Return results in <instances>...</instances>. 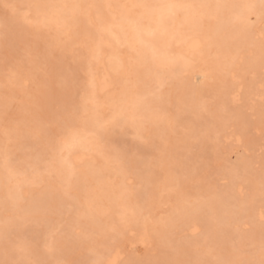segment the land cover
I'll return each instance as SVG.
<instances>
[{"label": "bare ground", "instance_id": "6f19581e", "mask_svg": "<svg viewBox=\"0 0 264 264\" xmlns=\"http://www.w3.org/2000/svg\"><path fill=\"white\" fill-rule=\"evenodd\" d=\"M23 1L24 0H22V1L20 0V2H23ZM31 1H32V3H34L33 0H31ZM35 1L38 2V4L35 2V5H40L41 7H35V5L33 4L34 8L30 10V13H32V14H30L28 16L24 15L22 21H24V19L28 20L31 18L32 21H34V25L36 24L38 26L39 25L50 26V29L52 28L55 31L53 34L60 39V40L57 39L58 41H55V39H54L55 36L53 35L54 41L57 42V44H59L60 49L61 48L63 49V50L61 49L62 51H64L65 49L71 50V46H73L75 43H77V41L75 40V38L77 39L79 36L77 34L85 36V40L82 37L81 40H83V42L81 43V45H79L80 50L79 49L78 50L80 51L79 55L86 56V58H88V60H87L88 65L87 66H88V70H89V74H88L89 78H88V81L86 84V95L84 94L85 98L83 97L84 98L83 101H85V104L83 106V108H84L83 111L87 112L86 116H89V117L91 116V117H90L89 121H87L86 125L84 124L86 126L85 129L87 128L86 130L83 129L84 128V125H83L82 129L84 131L80 130L82 126L80 127L79 130H74L76 128L75 127L73 129V131H71V132L69 131V133L67 134V137H65L61 141V143H59V146H58L59 156L57 155V159L55 161H53L54 164L52 163L53 164L52 166L46 168L45 172H43L41 170H39L41 172H37V171L35 172L34 171L35 166L33 168L31 165V167L33 168L32 173L33 172L34 173L31 174L30 176L26 175L23 171H28V170H26L27 167H25L26 168L25 169V168H23L24 166L22 165V169H25L23 171L14 167L10 163L11 159H9V157H8L9 152L7 154V151H5V146L2 143H0V152H2V155L4 154L3 155L4 157H2V158H4V161H0V211L4 210L5 213H7V215H6L3 213L1 214V212H0V237L2 234L1 232L4 233V231H6L5 228L14 223V220H15L14 216H16V215L21 217L22 221H23V219H28L30 221H33V220H38V218L40 216H42L43 214H49V215L53 216V218H54L53 221H55L56 215L59 212H63L65 210L64 205L66 204V201H67V203H69L68 201H70L69 199L65 200V197H63L62 195H59V194L63 193V195H64L66 193V195H67L68 192H69V194L72 195V201H71L72 204L70 203V205L76 207V211L80 208V211L82 212V210H83V212H84V213L82 212L83 215H81L82 216L81 219L78 218L77 220H75V221H77L76 223L78 224L79 229L82 230V235H84V236L88 235V237H89L90 232L94 228V227L91 228L92 225H94V226L99 225L101 227V229H103V230H105V229L107 230V228L111 229V227L113 226L111 218H113V217L115 218L117 216V214L121 215V218H119V219L125 220L126 223L128 222L127 227L125 229L123 228L124 230L121 231L122 235H121V238L119 240L120 242L118 244H116L117 243V241H116V243H115L116 245L112 246L114 248H111L108 252L106 251L107 253L105 255H104V253H101V255L102 254L104 255V256L102 255L104 257V260H103V258L101 260H103L105 262V264H120L122 262L123 258H125L124 255L126 254V252L130 249L136 250V247L139 244L144 245V246H148V247H153V246L155 247V245H158V243L161 244V242H166V245H168L167 243L173 242V239H172L173 234L172 233L174 231L179 232L180 235L181 234L182 235L188 234L191 237H192V235H195L197 233L199 234L200 233L199 231L202 228L199 229L201 223L198 224L197 219L201 218V219H203L202 221L205 223L210 218V215L207 213L208 209H206L210 205H212L210 200H213V198L211 199V198L207 197L210 194L209 195H207L206 193L205 194L203 193L204 195L201 194L202 200L201 201L199 200L198 204L196 203L193 205V203H191L189 201L188 204L191 203V204H189L191 206H188L190 209L188 208V211H187V210H185L187 208H185L183 210L182 215H179V214L182 213L181 209L184 207L180 203H178L179 204L178 207L182 206V208L176 209L177 208L176 207L177 202H174L176 204L173 203L174 205H171V209H170L171 213L169 211L170 215L167 214V216L169 218V220L167 222H164L165 221L164 217H163V219L160 217L155 218V215H149L148 218L144 217L143 216V215H145V213H143L144 208H142V207L137 208L134 205V203L136 202L135 201L136 196L133 194L134 193L133 190L135 187L132 186V180H131L132 177H130V174L127 170L128 167H125L126 165L124 163L123 164L125 166L122 164H121V167H119V166L115 167L114 166L115 168H118V169L120 168V169L119 170L117 169L118 172L117 173L115 172L116 174H114L112 176L113 178L109 177L110 178L109 180L114 179V184L112 182L109 185L108 184L109 182L105 181V179H107V177H108V175H107L108 174L107 173L108 162L107 161H108V158L110 159V157L106 158L105 153H103L104 151L102 150L101 146L99 145V143H100L99 142V140H100L99 136L98 137L91 136L89 134V132H96L97 133V131H96L97 129L94 130L93 127H100L104 123L110 124V123L117 122L118 124L121 123L120 127L124 126V127H122L123 129L125 128V125L126 126L127 125L132 126V128L137 130V132L139 133V136L141 135V137L149 138L153 135H155V136L159 135L158 137L162 136V138H165V133L167 132L166 131L167 128L165 127L166 124L165 123L163 124V122H165V120L168 119L171 114L168 115L167 114L168 108L166 109V107L161 106V105L165 103V106L167 105V107H168V104L172 103L171 99H173V97L175 99L177 93H179L178 92L179 90H177V91L174 90L175 85H176V82L174 83V81L175 80L178 81L176 79V76L178 78V75H180L182 73V71L183 72L184 71L189 72L188 70L190 69L191 75L189 78V73H188V76H187L188 78H186L187 79L186 83L189 82L188 84H189L191 89L193 88V86H195L197 88L198 86H200L199 84H204L203 86H200V88H199V89L203 88L202 90H204V86L207 87L205 84L208 83L206 80H209L208 74L211 73L213 71V69L215 70V68L218 67V63L220 62L218 56H221V58H222V55L224 56V53L226 51L230 52V50L232 48H235L238 52L235 51L236 54L233 52L228 54L226 52L229 56L225 54V56H226L225 59L228 57H230L232 59H230V58H228V60L224 59L225 62H223V63L229 62V77L230 78H228V76H227L228 82L235 80V77L238 79L239 76L242 75L241 71L243 69L244 70L246 69V68L242 67V64H246V62H247L246 65H249V70H250L249 75L250 76L244 75V73H245L244 72L243 76L240 78L241 79L240 82L237 81L239 83L236 82L237 84H232V82H231V84L229 83V85H226L227 88H228V86H229V88L228 89L225 88V89H227L226 91L224 89V91L226 92L225 93L226 96L225 95L224 96L226 98L228 95L229 99L228 98L225 99L224 97L222 98V96L217 98L219 96L218 94L222 93L221 90H223V89L218 91V93H217L218 96L216 95L217 96L216 101L218 102V100H219V102L221 101L220 103L223 102L222 104L226 103V105L222 106V104H220L219 102L218 103L216 102L217 105L220 104L224 109H227V108H229V106L227 108L225 106H227L229 104V100H230L231 104H234V105L235 104H241L242 109H244L245 111L246 110L247 111L253 110L257 107L263 106L264 105L263 104V102H264V54H263V52H262V54H259L260 53L259 52L258 53L259 55H257V54L254 55V51L260 49L259 44L260 43L264 44V10L261 7V5L259 4V3H262V0H251V1L248 0V5H246L244 7L241 5L237 6V4H236V7H235V5H234V7H232L231 3H233L234 0L233 1L222 0L223 3L221 2V5L220 4L217 5L218 6L217 10L215 9V11L217 12V15L215 16L214 13L211 12L212 13L211 15L214 16V18L210 17L212 19L208 18V16L210 14L207 15V13H208L207 7H205V6L201 7L200 6L201 2L203 0H200L201 2L199 5H197L195 0H92L93 3L90 0H89L90 2H86L87 0H35ZM94 1H95V3H94ZM204 1L208 2V3L209 2L212 3L215 0H213V1L212 0H204ZM218 1L216 0L215 2H218ZM194 2L196 4H194ZM215 2H214V4L212 3L214 5V7L217 4V3L215 4ZM17 3H18V1H17ZM32 3H30V4H32ZM211 3H209V6L212 5ZM238 4H240V3H238ZM168 5H180V6H185V7H178V8L173 9V8L167 7ZM195 5H197L199 8H196ZM213 5H212V7H213ZM30 7H32V6H30ZM29 9L30 8H28V10ZM210 10L212 11V9H210ZM250 14L256 15L255 22H253V23L250 21L251 20ZM17 15H18V13H17ZM19 19L21 20V17ZM16 21H18V20H16ZM16 21L14 23L10 21V23L11 24L13 23L14 25L16 23V27L18 29L21 28V30H22L23 27H22V25L20 26L21 22L18 21V23H20V24H19V26H17L18 23ZM235 21L237 23H235ZM6 22L8 23V24L6 23L7 25L10 24L8 21H6ZM239 23L242 24L243 26H247V30H249L248 36L246 35V37H245V35H244V37H240L238 35L240 32H242V31H240L241 29L238 28ZM76 24H79V26H81L80 24H82L80 30L83 29V34L81 32L77 33V30L74 29ZM188 25H189V30L191 29L190 25L194 26V27H192V32L191 31L189 32V30L187 32L185 30V27ZM203 25L206 27L202 28L201 26H203ZM9 27L10 26H8V28ZM11 28H10V31H11ZM17 28H12V29L15 30ZM236 29H237V31H240V32H235ZM13 30L11 31L12 33L14 32ZM24 30L25 29L23 28L22 31H24ZM18 32L21 33V31H18ZM227 32H229V33L227 34ZM246 34H248V32H246ZM64 35H66L68 37V39L71 38V42L69 40V43H66L65 40L68 41V39L66 37H64ZM62 37H64L65 39ZM51 38L52 37H50V39L48 38L50 40V42L52 41ZM80 38H81V36L79 37V39ZM80 42L81 41H79V43ZM52 44H55V43L53 42ZM78 44L76 46H78ZM48 45H49V43H48ZM59 46H57V47H59ZM74 47H75V45L73 46L71 51H73ZM52 49H53V47H52ZM67 50H65L64 52H66ZM49 51H51V50H49ZM45 52H46V54L49 53L47 51H45ZM206 52L208 53V58L205 60V64L203 63L204 67L199 68V65H198V67L194 66V64L198 60H200L202 55H205ZM73 55H75V52ZM230 55L233 57H231ZM48 56H50V54H48ZM86 58H83V59L86 60ZM52 65H54V64H52ZM56 68L58 71L61 69V66L58 65V66H56ZM152 68L153 69L155 68V69H157L158 72H160L159 76H155V73H153V75H152V76L158 77L157 78L158 79V87L160 88V91L155 93L154 95L156 96L155 98H157V100L155 99V101H158L160 103H158V102L155 103L154 100L143 98V96L152 93V91L144 90L145 86L148 85V83L152 82V80H151V82H148V80L154 78V77L152 78L151 74L149 77L148 73H147L148 69H152ZM216 69L221 70V68H219V67ZM222 69H223V67H222ZM208 70H210V71L212 70V71L211 72L209 71V73H208ZM227 70L228 69H226V71ZM239 70H240L239 74H241V75L237 74V72ZM153 71H155V70H153ZM157 71H156V75L158 74ZM137 72H138V75H137ZM213 72L211 73L212 74L211 76L215 77V76H213ZM52 74H54V73H52ZM235 74H237V75L235 76ZM65 75L66 74H64V77H65ZM215 75H217V74H215ZM11 76H9V77H11ZM15 76H18V74L17 75L15 74ZM15 76H14V78H15ZM57 76L58 75L56 73V77ZM225 76H221L220 78H223L222 80H226ZM18 77H20V76H18ZM18 77H17V79H15V81L16 82L19 81V82L15 83V84H17V85L19 83L21 85L23 84V86L25 85L24 86V88H25L26 85L28 84V82H27L28 77L26 76L27 79L24 77L22 78V75H21V79ZM51 77H52V75H51ZM66 77H68V76H66ZM66 77H65V79H66ZM14 78L12 77L11 81L14 80ZM40 78L42 80L44 78V76H41ZM53 78H54V76H53ZM196 78H197V80H196ZM7 79H9V78H7ZM7 79L5 80V82L9 81V84H10V82H11L10 79L9 80H7ZM18 79H20V80H18ZM57 80H58L57 83H59L60 80L55 78V81H57ZM154 80H156V79H154ZM195 80H196V82L194 83ZM139 81H142L144 88H143L142 84L140 86L138 85ZM1 82H3V80ZM5 82H3V83L9 87V84H7V82L6 83ZM178 82H180V84H182L180 79ZM190 82H191V85H190ZM228 82L226 81V83H228ZM39 83H40V81H39ZM42 83H43V81H42ZM15 84L11 83V86H13ZM20 86H18L19 89H20ZM43 86L44 87H42V88H39V86L37 88V90L40 89L39 92L41 91L43 93V94L41 93L42 95L49 92L48 91L49 88L45 85V83L43 84ZM189 86L186 85L185 88H187V89H184L185 92L183 91L186 94L185 100H187L188 93H186V90L188 91ZM137 87H138V91H137ZM139 88H142V89L139 90ZM180 88H181V86H180ZM190 88H189V91L191 92ZM199 89L197 88V90H194V92H197ZM143 90L145 92L146 91L147 92L146 93L140 92ZM173 90L175 91V95L172 94V93H174ZM21 91H24V90L21 89ZM6 92L8 93L9 91H6ZM183 92H181V93L183 94ZM2 93L5 95V91L4 92L2 91ZM36 93L38 95V92H36ZM197 93H195V94H197ZM8 94H10V93H8ZM31 94L33 97L34 94L33 93H31ZM193 94H190V97L192 96V99L195 97V94H194V97H193ZM198 94L197 95L200 98L199 100H201L202 99L200 97L201 93H198ZM202 94H203V92H202ZM222 94H224V93H222ZM166 95L167 96L170 95V98L169 97L167 98ZM6 96H5V98L7 99ZM23 96L25 97V94ZM149 98H151V97H149ZM158 98L160 99V101ZM152 99H153V97H152ZM168 99H170L171 102ZM194 99H196V97ZM220 99H222V100L225 99V100L222 101ZM166 100H168L170 103L169 102L166 103ZM188 100L189 101L185 102L186 104L184 103V105H186L185 107H187V103L190 102L191 98ZM1 101H2V103L5 102L7 107L10 106L11 108H13L11 105H9L10 102H8V101L6 102L3 100H1ZM43 102L40 101V104ZM66 102L68 103V100H66ZM152 102H154L155 104L154 103L152 104ZM197 102H198V100H197ZM197 102L195 101V104L199 105V102L198 103ZM5 103H3V104H5ZM175 103H177V101L174 102V104ZM156 104L158 107L156 106ZM182 104L180 107H184V106H182ZM46 105L47 104H44L45 107L41 106V105L40 106H41V108H46L47 107ZM191 105H194V104H191ZM197 105H194V110L198 109L197 111H199V112H201L200 110H202V112H203V110L208 111V115L202 116L198 112L200 116L198 115L199 117H196L197 119H192V118L191 119L187 118V119H189L188 120L189 122H193V127H194V125L196 126V127H194L195 129L196 128L198 129V130H196V132H194V134L197 133L196 135L200 136V134H198L199 131L202 134V131L199 130L200 128H203L205 131H207V127H208L207 125L208 124L206 125V123L208 121L206 122L207 118H205V117L206 116L211 117L209 119V122H211V121L212 122L211 123L208 122V123L210 125L212 124V126H214V123L215 124H217V123L213 119L220 115V112L222 111L220 109H222V107L221 106H220L221 108L217 107L218 110H215V108H214L212 111L211 110L209 111V109H207V110L202 109V106H200V105H202V102L200 103L199 106H197ZM195 106H197L198 108L196 107V109H195ZM190 107H192V106H190ZM145 108L147 109V111L149 109L148 113L145 112L146 111V110H144ZM19 109H20V107H19ZM165 109H166V111H165ZM224 109H223V111H224ZM45 111H43L42 113H44ZM189 111H191V110L189 109ZM192 111H193V109H192ZM223 111L221 112V114H223ZM209 113H211V115ZM243 114H244L243 112L237 111L234 114V116L230 118V120L232 119V122H233V123H231L230 126L235 125L234 127H237L235 129H237V130H238V128L240 129L241 126L239 127L238 125L242 124V122H243L242 117H244L246 113L244 114V116H243ZM67 115H69V116L67 117L66 115H64V117L66 116L65 117L66 122L68 124L73 123L74 121H73L72 117H74V115H76V114L75 113H74V115L72 114L73 116H71V117H70V114H67ZM84 116H83V119L86 118ZM212 116L214 118H212ZM169 119H173V117H171ZM79 120L82 121L81 118ZM79 120H78V122H79ZM84 120L86 121L87 119H84ZM178 121H180V120H178ZM217 121L220 123V124H217V126L220 127L218 130H221V132H222V130H224V128H225V127H223L224 123L223 124L221 123L223 121V119H221L220 121L219 120H217ZM76 122H77V120H76ZM78 122H77V124L81 125V124H83L84 121L80 122L81 124H79ZM171 122H172V120H171ZM171 122L167 124L168 128L170 127L169 125L172 124ZM89 126L92 128L89 129ZM217 126L215 125L214 128L213 127L212 128L215 129V127L217 128ZM193 127H192L191 132H190L191 134H192L193 129H194ZM208 128L210 129V127H208ZM170 129H171V127H170ZM167 130H169V129H167ZM237 130H236V133H234L232 131H230L232 133L227 132L229 135H224V137L226 138V139L224 138V141H227V142L230 141V143L234 142L235 145H242L244 139L240 135H238L239 130H238V132H237ZM240 130H242V132H243L244 129L241 128ZM26 131H28V130H26ZM39 131H40L42 143H44V144L49 143L50 139H51V138H49V133L42 127L39 128ZM170 132L172 133L171 130L168 131V133H170ZM190 133L188 134L189 136H190ZM203 133H207V132L203 131ZM21 134H19V137L21 136ZM25 134H27V133H25ZM188 135L186 136L188 138V140L186 139V141H185L186 145H189L191 143V140L189 139L190 137H188ZM205 135L206 134H204L203 136L205 137ZM14 136L15 135L10 134L11 138H13ZM193 136L194 135H191V138H193ZM199 136L195 137L196 141L199 138ZM14 138H16V137H14ZM25 140H27V138H25ZM52 140H53V138H52ZM163 140L166 142L167 139L165 138ZM19 143H22V141L20 140ZM24 143H25V141H24ZM168 143H169V141H167V143H165V144L167 145ZM6 144H7V141H6ZM170 144H172V143L170 142ZM203 144H201V145H203ZM206 144L207 143H205V146L208 147L207 146L208 144L207 145ZM51 145H52V143H51ZM201 145H200V147H201ZM7 146L8 145H6V147ZM205 146L204 147L202 146L201 148H206ZM58 149H57V151H58ZM53 150H55V149H53ZM142 150L143 149H141V151ZM147 152H145V153L147 154ZM173 153H169V155H167L161 159L162 160L161 161L162 162L161 167H162V171H164V172H160V173L161 174L166 173L165 178H163L161 175V177L158 179V181H160L162 179L159 185L155 184L156 182H158V181L155 182V178H153V177L149 178L148 179V181L150 182L149 187H152V189L149 188L148 185L146 184L147 186L146 185L145 186L147 187V189L145 187V190L147 192H145L144 194H147L149 191L152 190V192H151L152 194L150 197H152L153 199H154V197H155V199H156V197H158L157 192H158V195H159V193L165 192V193L169 194L168 195L169 197L171 196V193L168 190H171V185L174 182L171 183L169 180L174 178V173L178 171L176 168L181 167V171L180 172L178 171L180 174L182 173V175H183L184 173H186V172H184V173L182 172V170H183L182 166H178V161H176L177 159H175L176 153H175V155ZM29 154H30V156H33V157H38V158L41 157L40 150H38L37 153H33V152L31 153L30 152ZM53 155H54V153H53ZM152 155H149V156H152ZM118 156H117V158H118ZM152 157H154V156H152ZM152 157H151V159H153ZM131 160H133V159H131ZM152 162H154V161H151V163ZM110 163L112 164L113 162L111 161V162H109V164ZM118 163H121V162H118ZM133 163H135V159L133 160ZM144 163H147L145 165H148V162L145 160H144ZM181 163H182V160H181L180 164ZM111 164L109 165L110 170L113 166V165L111 166ZM141 164H142V162H141ZM142 165H141V167H142ZM141 167H140V169H141ZM37 168L38 167H36V169ZM239 168L241 169V171H239L240 173L244 172V173H242V175L245 174V172L247 173V171H249V168H250V162L245 161L242 165L239 166ZM31 170H29V172H31ZM172 170H174L175 172L174 173L171 172ZM151 171H150V173H151ZM85 172H87V176L85 177V179L88 178V180H90L92 178L91 181H87V182H89L90 185L88 183H86L87 179L85 180V179L81 178L82 175L84 177ZM88 172L92 175V177L90 176V174ZM179 173H177L176 178H178V179L181 178L182 179V180H180L181 183H185L186 179L189 180L190 175L188 176V173L185 174L187 176L186 178H182L183 176L178 175ZM152 174H154L153 171H152L151 175ZM234 174L235 173H230V175H229L230 179L233 178ZM109 175H110V173H109ZM140 175H139L140 177L143 176L142 172ZM185 175H184V177H185ZM79 176H81L80 178L83 181H80L81 179L79 180ZM178 176H180V177H178ZM237 176H239V174ZM103 178H105V179H103ZM143 178L146 179L145 176L142 177V179ZM101 179H102V181H101ZM145 179H143V180H145ZM150 179H152V180H150ZM190 179L192 180V178H190ZM92 180H95V182H97V180H98V182L93 183ZM174 180H176V179L174 178ZM191 180L187 181V182L189 183V182H191ZM252 180L253 179H251V182H252ZM140 181L143 182L142 183L143 186L140 183L141 188L143 190L144 184L147 181L146 180L145 181L139 180V182ZM152 181L155 183H153ZM168 181L171 183V185ZM83 182H85L86 185ZM151 183H153V184H151ZM252 184H253V182H252ZM156 185H158V187L156 190L157 192L155 193V190L153 189V187L155 188ZM177 185L179 186V184H177ZM172 186L175 188L178 187V186H175V184H173ZM230 186L232 187L231 184L229 185V188H230ZM233 186H234V184H233ZM107 187L112 188V189H107ZM173 187H172V189H174ZM237 187H238V189H237L238 191H236ZM237 187L236 188L235 187L230 188V190L232 192L230 193L228 191L229 193L227 192V195H222V197H220L221 195L218 196L219 198H217L215 200L214 206L212 205L213 209H215L214 217L217 218V220L223 224H224V220L227 219L229 227L231 226V223L229 222V220L230 221L234 220V222H235L234 224L235 225L237 224L235 229H237V227L239 226L238 222L243 217L254 216V211H253L251 206L253 204V201L256 198L255 195L254 196L252 195V197L246 198L245 195L243 194L241 185L239 184V185H237ZM141 188H138L140 190H137V188H136V190L139 191V193H140ZM229 188H228V190H229ZM254 188H256L255 184H254ZM59 189L62 190L60 193H59ZM180 189H181V187H180ZM180 189H178V190L180 191ZM183 189H184V187L182 188V191H183ZM153 190H154V193L156 194V196H154V197H153V195H155V194L153 193ZM178 190H177V193L180 194V192H182V191L178 192ZM83 191H84L83 194H85V195L81 194ZM172 191H174V190H172ZM139 193L136 192L135 194H137V196L140 198V194L142 192L140 194ZM185 193L186 192H184V198H186L185 196H187V194L185 195ZM148 194L146 196L148 198H150L148 196ZM224 194H226V193H224ZM174 195L172 197L175 199L176 197ZM262 195H264V193ZM134 196H135V198H134ZM176 196L178 198L179 195L176 194ZM83 197H84V200H83ZM166 197H167V195H166ZM181 197L183 198V196H181ZM211 197H212V195H211ZM168 199L170 200V198H168ZM198 199H200V198L198 197ZM262 199L264 200V197ZM109 200H110V203H109ZM112 200L116 201L114 205H112L113 204ZM136 200H137V198H136ZM147 200L148 199H145V203L149 202L148 204H150V203L152 204V203L156 202V201L150 202L151 199H149L150 201H147ZM157 200H159V197ZM233 200H237L236 201L237 203L233 204ZM73 201H74V203H73ZM105 201H107V204H105ZM177 201H179V200H177ZM183 202H184L183 203L184 206L188 205L187 202H186V205H185V201H183ZM116 203H117V205H116ZM137 203H136V205H137ZM110 204L113 206V208L109 206ZM114 206H116L117 208L114 209ZM139 206H142V205L140 204ZM173 206H175L176 208H173ZM70 209H73V207ZM213 209H211V211H213ZM109 210H111V212ZM141 210H143L142 213H140ZM178 210H180V211H178ZM211 211H210V213L212 214ZM64 212H70V211L66 210ZM74 212H75V210H74ZM150 212H146V215H148L147 213H150ZM113 213H114V215H112ZM151 214H153V213H151ZM66 215H70V213L66 214ZM258 215H259V218L261 219V217L264 216V213L262 211H260ZM60 217L61 216H59V219H60ZM114 218L112 219L113 221L115 220ZM16 220H17V218H16ZM71 221H73V219H71ZM131 221H133L132 223L134 224V225L132 224V226H131ZM215 222L216 221H214V222L209 221V223L206 227V233L203 234L204 237H202V239L204 238L205 242L208 240V238H210L211 233H212L211 234L212 237H213V233L218 234V229L217 230L215 229L214 232H210V234H209V231L213 230V229L209 230L210 229L209 224H212V223L214 224ZM227 222H226V224H227ZM123 223H124V221H123ZM166 223L168 224L169 228L165 232L161 229L160 225L161 224L164 225ZM47 224H48V221H47ZM206 224H207V222L205 223V225ZM216 224L218 225L217 222H216ZM52 225H53V222H51L50 227ZM119 225H121V224L119 223ZM114 226H116V225L114 224ZM165 226H167V225H165ZM256 226H258V225H256ZM121 227H123V226H121ZM225 227H223V225H222V229L224 228V230H226V232H227L226 237L223 235H222L223 237L221 236L224 240H222L221 237H217L215 235L212 238L213 242H218V243H220V242L225 243L226 242L225 244L227 245V243H228L227 240H229L230 236L234 233V231H233L234 229H232L230 227L232 229V230H230L228 228V226L226 228ZM76 229H78V227ZM252 229H254V228H252ZM256 229H254V230H256ZM72 230L69 232L72 233L73 232ZM118 230L120 231V228ZM224 230H222V231H224ZM69 232H67V233H69ZM93 232H91V234ZM254 232H256V231H254ZM250 234H248L247 238H246V234L239 233L241 238H243L245 240H249L248 237ZM74 235H76L75 232L73 234H71V237L69 236L70 238H66L65 240L58 238L60 240L57 241V243L55 241L56 244L53 243L54 246L52 245L50 254L52 253L57 258L62 259V258L67 257L68 254L71 251H73L74 249H76L78 246L82 247V245H81V244H83V243H81L82 241L81 242L77 241L78 238H76L77 236L75 237ZM82 235H80V237ZM188 235H186L185 239H184L187 241L183 240L184 242L183 241L180 242L182 244L179 243L180 245H178V244L176 245L178 248L173 245V247L178 249V252H179L178 259H180L182 262H184L182 259V253L184 251L186 252V250L189 251V248L187 249V247H186L187 246L186 243H188V244L190 243L192 246L197 245V242L192 240V238H191V240H188V238L186 239V237ZM227 235L229 238H227ZM254 235L256 238L254 242L259 243V241H257L258 240L257 238H259L260 234L254 233ZM31 238H33V237H31ZM82 239H84V238L82 237L81 239H78V240H82ZM189 239H190V237H189ZM100 240H103V239H99V241ZM210 240H211V238L209 239V241ZM239 241L243 244L241 239ZM238 245H239V242H238ZM239 246H241V245H239ZM27 247L28 246L26 245L25 248H27ZM35 247L36 246H34V249H35ZM226 247H225V249H226ZM38 248H40V247L38 246L37 250H38ZM0 249H2L1 248V242H0ZM27 249L28 250L29 249L34 250L31 247L27 248ZM37 250H34L33 253L34 254L36 253L37 255H40L42 257L44 255L43 254L44 252L41 250L40 251H37ZM199 252L201 253V251H199ZM9 253H8V258L11 255ZM33 253H31V254L33 255ZM204 254L206 255V253H204ZM219 254H220V252H219ZM171 255L172 254L167 255V257L169 256L171 258L170 263L172 264V262H173L172 259L174 257V254L172 256ZM18 256H20V255H18ZM45 256H46V254H45ZM23 257H24V255H22V257H16L15 259H18V258L21 259ZM256 257L259 258V250H257V252H256ZM204 258H206V257L203 256L202 259H204ZM227 258H229L230 260L242 259L243 255H242V253H239L237 251L234 253L233 249H232V250H228L224 254H220L218 257L219 260H225ZM20 259H18V261ZM21 260L19 262H21ZM41 260H44V259H41ZM21 264H25V261H24V263L22 261ZM82 264H83V262H82ZM209 264H210V262H209Z\"/></svg>", "mask_w": 264, "mask_h": 264}, {"label": "rangeland", "instance_id": "374dc122", "mask_svg": "<svg viewBox=\"0 0 264 264\" xmlns=\"http://www.w3.org/2000/svg\"><path fill=\"white\" fill-rule=\"evenodd\" d=\"M17 1H18V3H17ZM27 1L24 0L23 2H20V0H11V1L10 0H0V80L1 81L3 80V82H5V80L7 78H9L11 81V78L12 77L14 78L15 74L16 75L18 74V76H20V77L15 76L14 80H12L10 82V84H9V81H6L7 84H9V87L0 81V143H2L5 146V151H7V154L9 152L8 157H9V159H11L10 163L14 167H16L17 169H19L21 171L25 170L26 169L25 167H27L26 170H28V171H23V172L26 175L30 176L31 174L34 173V172L32 173L34 166H35V169H34L35 172L36 171L37 172H41V171L45 172L46 168L52 166L54 164L53 161H55L57 159V155L59 156V154H58L59 153V149H58L59 143H61V141L65 137H67V134L69 133V131L70 132L73 131V129L75 127L76 128L74 130H79L81 126H82L80 129L81 131L83 129L86 130L87 128L85 129V127H86L85 125H86L87 121H89L91 116L90 117L86 116L87 112L83 111L84 110L83 106L85 104V101H83V100L85 98L84 94L86 95V84H87V81L89 78V76H88L89 70H88V66H87L88 65L87 64L88 58H86V56L79 55L80 54V51H79L80 46L79 45H81V43L83 42V40H81L82 37L85 40V36L77 34L79 36L77 39L75 38L77 43L74 44L75 47H74L73 51H71V50H72L74 45L71 46V50L65 49V50H67L66 52H64L65 50L62 51L63 49L61 48L62 49L61 50L59 44H57V42H55V41H58L57 39H59V38L53 34L55 31L52 28L50 29V26H47V25H39L38 26L36 24L34 25V21H32L31 18H30L31 20L30 19H28V20L24 19V21H22L24 15L28 16V15L32 14V13H30V10L34 8L33 4L35 5V2L38 4V2L35 0H33L34 3H32L31 0L30 1L27 0ZM90 1L93 3L92 0H90ZM90 1L87 0L86 2H90ZM215 1H213L212 3L214 4ZM231 1H233V0H231ZM195 2L197 3V5H199L201 1L195 0ZM195 2H194V4H196ZM202 2H201L200 6L201 7L202 6L207 7V9H208L207 15H209V14L211 15L212 13H214V15L216 16L217 12L215 11V9L217 10V8H218L217 5H219V4L221 5L222 0L215 2V4L217 3L216 4L217 7L216 6L214 7V5L211 2H209V3H211L213 5V7H212V5H210L211 6L210 7L209 3L205 2L204 0ZM30 3H32V4H30ZM94 3H95V1H94ZM238 3H240V4H238ZM231 4H232L231 5L232 7H234V5L236 7V4H237V6L241 5L244 7V6L248 5V0H246V1L245 0H234L233 3H231ZM259 4L261 5L262 3H259ZM5 5H9L10 7H5ZM197 5H195V7L199 8ZM30 6H32V7H30ZM28 8H30V9L28 10ZM210 9H212V11ZM263 10H264V8H263ZM17 13H18V15H17ZM210 15L208 16L209 19H212L210 17L214 18V16H212V15L210 16ZM18 17L19 18L21 17V20ZM250 17H251L250 21L252 23L255 22L256 15L250 14ZM16 20L21 22V24L18 23V21H16ZM6 21H8L9 23H10V21L13 23L16 21L18 23L17 26H19V24H20V26L22 25V27L25 30L22 31L23 28L21 30L20 27H19L20 29H18L16 27V23H15V25L13 23L12 24L10 23L9 25H7L8 23ZM235 23H237V22L235 21ZM80 25L82 26V24H80ZM239 25H238V28L241 29L240 31H242V32L237 31V29L235 32H240L241 34L240 33L238 34L240 37H244V35H245V37H246V35L248 36L249 30H247V26H243L240 23H239ZM8 26H10V27L8 28ZM78 26H79V24H76L75 25L76 28L74 27V29L77 30V33L81 32L83 34V29L80 30L81 26H79V27ZM203 26H201V27L202 28L206 27V26H204V27ZM11 27L17 28V29L13 30ZM190 27H191V29L189 30V25L186 26L185 30L187 32H188V30H189V32L190 31L192 32V27H194V26L190 25ZM10 28H11V31L13 30L14 32L15 31L16 32L12 33L10 31ZM17 30L21 31V33H19ZM246 32H248V34H246ZM228 33L229 32H227V34ZM53 35L55 36V38H54L55 41L53 39ZM80 36H81V38L79 39ZM50 37H52L51 42L49 40ZM64 37H66L68 39V37L66 35H64ZM64 37H62V38H64ZM69 40L71 42V38L68 39V41L65 40V42L69 43ZM79 41H81V42L79 43ZM53 42L55 44H52ZM48 43H49V45H48ZM77 44H78V46H76ZM56 45L59 47H57ZM52 47H53V49H52ZM259 47H260L259 50L254 51V55L262 54V52L264 54V44L260 43ZM49 50H51V51H49ZM45 51H47L49 53L46 54ZM235 51L238 52L235 48H232L230 50V52H228V51H226V52L228 54L231 52L236 54ZM74 52H75V55H73ZM226 52L224 53V56L221 54L222 58H221V56H218V58L220 60V62L218 63V67L221 68L222 71L216 69V68H218V67H216L215 70L213 69L214 72L211 70L213 72V76H215V77H212L211 76L212 72L210 70H208V73H209V71L211 73H209V74L207 73L209 76L208 77L209 80H206L208 83L206 82L207 84H205L207 87L204 86V90H202L203 88L199 89L200 86H203L204 84H199L200 86L197 87L199 89L197 92L201 93L200 94L201 95L200 97L202 98L201 100H199L200 99L198 97L199 94L197 92H194V90H197V88L195 86H193L194 89L193 88L191 89L189 84H188L189 82L186 83L187 82L186 78H188L187 77L188 73H189V78L191 75L190 69L188 70L189 72H187V71L183 72L182 71V73L180 72L181 74L179 73L180 75H178V78L181 80L182 84H180V82H178L179 79L176 76V79L178 81H176V80L174 81V83L176 82L174 90L175 91L179 90L178 91L179 93H177V95L178 94L179 95L178 96L176 95L175 99H174V97H173V99H171L173 104L170 103L171 102L170 99H168L170 102L168 100H166V103H168V102L170 103V104H168V107H167V105L165 106V103L164 104L161 103L162 105L160 104L161 106L166 107V109L168 108L167 114L168 115L171 114L169 116V118L173 117V119L168 118L165 120V122H163V124L164 123L166 124V126L165 125L164 126L167 129L172 131V133L171 132L168 133L169 130L166 129V131H167L165 133V138L167 139L166 142L163 140L165 138H162V136L158 137L159 135L158 136L153 135L149 138L141 137V135L139 136V133L137 132V130L132 128V126H129V125L126 126L125 125V128L123 129L122 127H124V126L121 125L122 127H120L121 123L118 124L117 122H115L116 124L115 123H110V124L104 123L100 127H93L94 130L97 129L96 130L97 133L96 132H89V134L91 136H96V137L99 136V139H100L99 145L101 146L102 150L104 151L103 153H105L106 158L110 157V159L108 158V161H107L108 162V171H107L108 177H107V179L103 178V179H105V181L109 182L108 183L109 185L112 182L114 184V179L109 180L110 179L109 177L113 178L112 176L118 172L117 171L118 168H115V167H117V166L121 167V164L122 165L125 164L126 166L125 165L124 166L128 167L127 170L130 174V177H132L131 178L132 186L135 187L133 190L134 191L133 194L137 198V200H136V198L134 196L135 201H136V202L134 201L135 202L134 205L137 208L138 207L144 208V212H143V210H141L140 213H142V212L145 213V215H143V216L146 218H148L149 215H155V218L160 217L163 219V217H164L165 221L164 220L163 221L167 222L169 220L167 214L170 215L171 205L176 204L174 202H177V205H176L177 208L175 206H173V208H176V209L179 208L180 209V208H182V206L184 207L181 209L182 213L179 214V215H182L183 210L185 208H187L185 210L188 211V208H189L188 206H191L189 204H191V203H193V205L196 203L198 204L199 200L200 201L202 200L201 194H203V193L204 194L206 193L207 195L210 194L207 197L211 198V199L213 198V200H210V202L214 206L215 200L217 198H219L218 196L221 195L220 197H222V195H227L228 191L231 193L232 191L230 190V188H232V187L236 188L237 185H239V184L241 185L243 194L245 195L246 198L252 197V195L256 196V198L253 201V204L251 206L253 211H254V216L243 217L238 222L239 226L237 227V229H235L237 224L236 225L234 224L235 223L234 220L233 221L229 220V222L231 223L230 227L232 229H234L233 230L234 233L230 236V238L227 235V238H229V240H227L228 243L226 245L225 244L226 242L225 243H221L220 241H219L220 243L213 242L212 238L215 235L217 237H221L222 235L226 237L227 232H226V230H224V228L222 229V225H223V227L228 226V228L230 230H232L229 227V224L227 222L228 220L225 219L224 224L220 223L217 220V218L214 217L215 209H213V206L212 205H210L209 207L207 206L208 207V208H206V209H208L207 213L210 215L209 220H207V221L205 220L207 222V224L205 225L206 222L204 223L202 221L203 219L199 218V219H197L198 224L201 223L199 229L202 228L199 231L200 233L192 235V237L189 236L188 234H186V235H188L186 237V239L188 238V240H191V238H192V240L197 242V245L192 246L190 243L189 244L186 243V245H187L186 247H187V249L189 248V251L186 250V252L184 251L182 253V259L184 262H182L180 259H178L179 252L177 249L178 247L176 245L182 244L180 242L185 239L186 235H182V234L180 235L179 232L174 231L172 233L173 234L172 235L173 242L167 243L168 245H166V242H161V244L158 243V245H155V247L154 246L148 247V246H144V245L139 244L137 246L138 248L136 247V250L130 249L126 252V254L124 255L125 258H123V260L120 264H128L129 261H140V262H143V264H171L170 263L171 258L169 256L167 257V255H169V254H172V255L174 254V257L172 259V261H173L172 264H182V263L183 264L184 263L185 264H209V262H210V264H214L215 261L219 260L218 257L220 254H224L228 250H232V249H233L234 253L237 251L239 253H242L243 258H248L247 253H248V248H249V240H245V239L241 238L239 233L246 234V238H247V235L250 233L251 234L252 233L253 234L254 233L260 234L261 219L259 218L258 214L260 211H262L264 213V200L262 199L264 197V195H262L264 193V107H263L264 105L260 106L261 108L257 107L253 110H248V111L247 110L245 111L244 109H242L241 104H235V105L231 104L230 100H229L230 105L228 104L227 106H225L226 108L229 106V108H227V109H224L222 107V106L226 105V103L222 104L223 102L220 103L221 101L219 102V100H218V102L220 104H222V106L220 104L217 105L218 102L216 101L217 100L216 97L219 95L217 98H219L220 96H222V98L223 97L225 98V96H226L225 91L229 88V86L227 88L226 85H229V83L231 84V82H232V84L239 83L241 80L240 78L243 76V73L245 72L244 75L248 76L249 71H250L249 65H246L247 64V62H246V64H242V67L246 68L247 70L243 69L241 71L242 72V75H241V74H239V72L241 70L240 69L237 72V74H239L241 76L238 75L239 76L238 79L235 77V80L228 82L227 76H228V78H230L229 77V62L226 61L227 63H223V62H225V60H228V58H230V57H228L225 59V57H226L225 54L228 55ZM48 54H50V56H48ZM206 54L202 55L200 60H198L194 64V66L198 67V65H199V68L200 67L203 68L204 64H205V60L208 58V53L206 52ZM231 57H233V56H231ZM83 58H86V60H84ZM230 59H232V58H230ZM52 64H54V65H52ZM58 65L61 66V69L57 71L56 66H58ZM222 67H223V69H222ZM225 68L228 70L226 71ZM153 70H155V71H153ZM156 71H157V69H155V68L154 69L153 68L148 69V71H147L148 76L150 77V74L152 76L153 73H155V76H159L160 72L157 71L158 74L156 75ZM52 73H54V74H52ZM56 73L58 75L57 76L58 78L56 77ZM64 74H66L65 77L68 76V77H66V79L64 77ZM215 74H217V75H215ZM237 74H235V76ZM21 75H22V78L23 77L26 78V76L28 77V79L26 78L28 84L26 85L25 88H24L25 85L23 86V84L22 85L20 83L18 85L15 84V83L19 82V81L16 82L15 79H17V77L21 79ZM51 75H52V77H51ZM137 75H138V72H137ZM9 76H11V77H9ZM41 76H44V78L42 80L40 78ZM53 76H54V78H53ZM155 76H152V78L154 77L153 79L148 80V82H151V80H152V82L151 83L147 82L148 85H146L145 88L143 86L142 81L138 82L139 86L142 84L144 90L152 91L151 94H148L149 96L148 95L143 96V98H145V99H151L154 101H155V99L157 100V98H155L156 96L154 94L159 92L160 88L158 87V79H157L158 77H155ZM221 76H225L226 80H222L223 78H220ZM55 78L60 80L59 83H57L58 80L55 81ZM9 79H7V80H9ZM20 79H18V80H20ZM154 79H156V80H154ZM38 80L40 81V83ZM196 80H197V78H196ZM196 80L194 81V83L196 82ZM42 81H43V83H42ZM226 81L228 83H226ZM237 81H239V82H237ZM11 83L15 84L16 86L15 85L11 86ZM44 83L49 88V90H48L49 92L42 95L43 93L41 91L39 92L40 89L37 90V88H38V86H39V88L44 87L43 86ZM186 85L189 86V88L191 89V92L189 91V88H188L189 92L186 90V93H188L187 100H185L186 94L184 93L185 92L184 89H187V88H185ZM190 85H191V82H190ZM18 86H20V89ZM180 86H181V88H180ZM225 88H227V89H225ZM21 89L24 91H21ZM140 89H142V88H139V90ZM221 89H223V90H221ZM224 89H225V91H224ZM144 90L140 91V92L146 93L147 91L145 92ZM174 90H173L174 93H172L173 95H175ZM220 90L224 94L219 93L217 95L218 91H220ZM2 91L3 92L5 91V95L2 93ZM6 91H9L8 93H10V94H8ZM137 91H138V87H137ZM201 91L203 92V94ZM36 92H38L39 96L37 95ZM181 92H183V94ZM192 92L194 94L195 93L198 94V95L195 94L196 99H194L195 97H194V94ZM23 93L25 94V97L23 96L24 95ZM31 93L34 94L33 97H32ZM190 94H193V97H194L193 99H192V96L190 97ZM5 96L7 97V99L5 98ZM188 96L191 98V100H190V102L187 103V107H185L186 105H184V103L186 101H189L188 99H190ZM149 97H151V98H149ZM152 97H153V99H152ZM168 97L170 98V95L167 96V98ZM226 98L229 99V96L227 95ZM1 100L6 101V102L7 101L10 102L9 105H11L13 108H11L10 106H9L10 108L7 107L6 103L3 102V103H5V104H3ZM66 100H68V103L66 102ZM197 100L199 102V105L202 102V105H200V106H202V109H206V110L209 109V111L210 110L212 111L214 108H215V110H218L217 107L219 108L220 106L222 107V109H220V110L223 111V109H224L223 114H221V112H222L221 111L220 115L218 117L214 118L212 116V118H214L213 120L216 121L217 124H220L217 120L220 121L221 119H223V121L221 123L222 124L224 123L223 127H225V128H224V130H222V132H221V130H218L220 127H218L217 124H215V123H214V126L216 125L217 128L215 127V129H213L214 126H212V124L211 125L209 124L212 122L211 121L212 119L210 120L211 122H209V119L211 117L206 116L205 117V118H207L206 122L207 121L209 122V123L207 122L206 125L208 124L207 126L210 127V129L208 127H207V131H205L203 128L199 129L202 131L203 135L206 134L205 137L201 134L200 131L199 132L197 131L198 134H200V136L196 135L197 133L194 134V132H196V130H198V129L197 128L195 129L194 127H196V126L194 125V127H193V122H189L188 120L191 118L197 119L196 117H199L200 115H202V116L208 115V111L203 110V112H202V110H200L202 113L197 111L198 109H196V107L199 106V105L195 104V101L197 102ZM220 100H222V99H220ZM224 100H222V101H224ZM40 101H42V102L44 101V102L40 104ZM159 101H160V99H159ZM176 101H177V103L174 104V102H176ZM157 102L158 101H155V103H157ZM153 103L154 102H152V104ZM158 103H160V102H158ZM44 104H47L46 105L47 107L41 108V106H44ZM181 104L184 107H180ZM191 104L197 105V106H195L196 110H194V105H191ZM263 104H264V102H263ZM156 106H157V104H156ZM190 106H192V107H190ZM19 107H20V109H19ZM166 109H165V111H166ZM189 109L191 111H189ZM192 109L194 112L192 111ZM144 110H146L145 112H147V113L149 112V109H148V111L146 108ZM43 111H45V112L42 113ZM237 111H241L244 114L246 113L245 116L243 114L244 117H242V121H243L242 124L238 125L239 127L241 126L240 129L241 128L244 129L243 130L244 133L239 128H238V130H239V132H238V130L235 129L237 127H234L235 125L230 126L231 123H233L232 119L230 120V118L233 117ZM198 112L200 113V115ZM74 113L76 115H74ZM63 114L66 115L67 117L69 116L67 114H70V117L74 115V117H72L73 121H74L73 123H71L72 125L70 123H69L70 124L69 125L66 122V118H65L66 116L64 117ZM209 114L211 115V113H209ZM83 116L86 117V118H84V119H87L86 121L83 119ZM80 118L82 119V121H84L83 124L80 123V122H82L79 120ZM187 118H189V119H187ZM76 120H77V122L79 120L78 123L81 125H78ZM171 120H172V122H171ZM178 120H180V121H178ZM170 122L172 123L171 125H169L171 127V129H170V127L169 128L167 127L168 126L167 124ZM83 125H84V128H83ZM191 126L194 128L192 134L190 133L191 129H192ZM38 127L44 128L49 133V138H51L50 142H49L50 144L49 143H46V144L42 143L41 135H40V131H39ZM90 128H92V127L89 126V129ZM25 129L28 131H26ZM236 130L238 132V135H240L244 139L242 145H235L234 142L230 143V141H228V142L224 141V138H225L224 135H229L228 133L230 131L236 133ZM203 131L207 132V133H203ZM232 132H230V133H232ZM25 133H27V134H25ZM189 133H190V136L188 135ZM10 134L15 135L14 137H16V138H14V137L11 138ZM19 134H21L20 137H19ZM187 135H188V137H190L189 139L191 140V143L189 145H186V142H185L186 139L188 140V138L186 137ZM191 135H194L193 136L194 139L191 138ZM197 136H199V138H198L199 140L197 139V141H196L195 137H197ZM25 138H27V140H25ZM52 138H53V140H52ZM20 140L22 141V143H19ZM6 141H7V144H6ZM24 141H25V143H24ZM167 141H169V143L166 145L165 143H167ZM170 142L172 144H170ZM51 143H52V145L53 144L54 145L52 146ZM205 143L208 144V145L206 144L208 147L205 146ZM5 144L8 146L6 147ZM201 144H203V145H201ZM200 145H201V147L205 146L206 148H201ZM53 149H55V150H53ZM57 149H58V151H57ZM141 149H143V150L141 151ZM38 150H40V153H41L40 158L30 156V154H29L30 152L31 153L32 152L37 153ZM145 152H147V154ZM53 153H54V155H53ZM169 153H173L174 155L176 153L175 159H177L176 161H178V166H182V168L184 170V171L182 170V172L188 173V176L190 175V178H192V180L189 178V180L186 179L185 183H181L180 180H182V179L176 178L177 173H179L181 171V167L178 168L176 166L177 168L176 167L175 168L179 172L178 171L175 172L176 171L175 169H174L175 171L174 170L171 171L173 173L174 172L176 173V174L174 173V178L176 180H174V178H173L169 181L171 183L174 182L173 184H175V186H178L177 184H179V186L175 188L172 186L173 184L171 185V183L168 181L171 185V190H168L171 193L170 197L168 196L169 195L168 193L162 192V193H159V195H158V192L156 191L158 185L160 184V182L162 180L161 179L160 181H158V179L161 177V175L163 178H165V176H166V173L165 174L160 173V172H164V171H162V167H161V164H162L161 159L163 157L169 155ZM3 155H2V152H0V161H4V158H2V157H4ZM149 155H152L155 158L152 156H149ZM117 156H118V158H117ZM151 157L153 159H151ZM131 159H133V160L135 159V163H133V160H131ZM144 160L148 162V165H145L147 163H144ZM181 160H182V163H181L182 165L180 164ZM111 161L113 163L112 164L110 163V164H111V166L112 165L113 166L110 170L109 162H111ZM151 161H154V162L151 163ZM245 161L250 162V168H249V171H247V173L245 172V174L242 175V173H244V172H241V173L239 172V171H241L239 166L242 165ZM118 162H121V163H118ZM141 162L143 165L141 164ZM22 165L24 166L23 168H25V169H22ZM31 165L33 168L31 167ZM141 165H142V167H141ZM139 166L141 167V169ZM36 167H38L39 169L38 168L36 169ZM29 170H31V172H29ZM39 170H41V171H39ZM151 170L154 172L155 175L154 174L151 175V173H152ZM150 171H151V173H150ZM141 172L143 174L142 177H144V176L146 177V179L145 178H143V179H145L148 182V183L146 182L144 184L143 190L141 188V184L143 182H141V181L139 182V180L145 181L142 179V177H140ZM109 173H110V175H109ZM186 173H184L183 175H182V173L181 174L179 173L178 175H182L183 176V177L181 176L182 178H186L187 177L185 175ZM230 173H235L234 174L235 176L233 175V178H231V179L229 176ZM236 174L237 175L239 174V176H237ZM184 175H185V177H184ZM86 176H87V172L84 173V177H83V175H82V177L79 176V180L81 178L85 179ZM90 176L92 177L91 174H90ZM151 177L155 178V182L156 181L159 182V183L158 182L155 183L152 181L153 183L158 184L155 186V188L153 187V189L155 190V193L157 192V196L159 197V200H157L158 197H156V199H155L154 196H156V194L154 193V190H153V193L155 194V195H153L154 199L152 197H150L152 194L151 193L152 187H149L150 182L148 181V179ZM178 177H180V176H178ZM86 179H85L86 183L89 184V182H87V181H91L92 178L91 179L89 178L90 180H88V178H86ZM251 179H253L252 180L253 184L251 182ZM95 180H92L93 183L95 182ZM150 180H152V179H150ZM190 180H191V182L188 183L187 181H190ZM80 181H83V180L81 179ZM101 181H102V179H101ZM97 182H98V180H97ZM97 182H95V183H97ZM83 183L85 184V182H83ZM153 183H151V184H153ZM146 184L148 185L149 188H151L150 189L151 191L148 192L149 194L147 193L150 198H148L146 196L147 194H144L145 192H147L145 190V187L147 186ZM230 184L232 185V187L230 186V188H229ZM233 184H234V186H233ZM254 184H255L256 188H254ZM142 186H143V184H142ZM172 187L174 189H172ZM180 187H181V189H180ZM183 187H184L183 191L186 192L185 195L187 194V196H185L186 198H184V192L182 191ZM136 188H137V190H140L138 188H141L142 193L140 192L141 193L140 194L139 191L136 190ZM228 188H229V190H228ZM107 189H112V188L107 187ZM146 189H147V187H146ZM176 189L177 190L180 189V191H182L183 193L180 192L179 190H178V192H180V194L177 193ZM237 189H238V187L236 188V191H238ZM172 190H174L175 192ZM61 191L62 190L59 189V193ZM135 191L140 194V198L137 196V194H135L136 193ZM83 193H84V191L81 194H83ZM224 193H226V194H224ZM165 194L167 195V197ZM172 194L173 195L175 194L174 195L176 197L175 199L172 197L173 196ZM176 194L179 195L178 196L179 199L177 198ZM59 195H62L63 197H65V200H68V199L70 200V201H68L69 203H67V201H66V204L64 205V208H65L64 211L69 210L70 212H64V211L59 212L56 215L55 221H53L54 220L53 216L49 215V214H43L42 216H40L38 218V220H33V221H30L28 219H23L24 222L21 220V217H19L17 215L14 216V219H15L14 223L9 225L8 227H6L5 228L6 231H4V233L1 232L2 234L0 237V242H1V248L2 249H0V261L5 260V259H14V260L18 261V259H20V258H18V259H15V258L16 257H22V255H24L23 258L24 259L26 258V259L24 260L23 258H21L22 260L21 259L20 260H21V262L23 261V263L25 261V264H82V262H83V264H97L98 261L104 260L103 256L111 248H114L112 246H115L116 244H118L120 242L119 240H120L121 235H122L121 231H123L127 227V224H128V222L126 223L125 220L119 219V218H121L120 214H117V216L115 218L113 217L115 219L114 220L115 222L112 220L113 218H111V221L113 223V226H112L113 228L111 227V229L107 228V230L106 229L103 230V229H101V227L99 225H95V226L92 225L91 228H93V227L94 228H93V230L91 229L92 230L91 232H93L94 230L95 231L92 234L90 232L89 237H88V235L84 236V235H82V230L79 229V226L76 223L77 221H75L78 218L81 219V217H82L81 215H83V213H84L83 210H82L83 213L80 211V208L79 209L77 208L78 210L76 211V207L70 205V203L72 201V195L69 194V192L67 195H66V193L64 195H63V193L59 194ZM83 195H85V194H83ZM211 195H212V197H211ZM181 196H183L184 199ZM198 197L200 199H198ZM144 198L148 199L147 201H150L149 199H151L150 202H154V201H156V202L152 203V204L151 203L148 204L149 202L145 203ZM168 198H170V200ZM176 199L179 201H177ZM83 200H84V197H83ZM183 201H185V205H186V202H187V204L189 201L191 203L184 206ZM236 201L237 200H233V204L237 203ZM115 202L116 201L112 200L113 204L112 203L111 204L114 205ZM73 203H74V201H73ZM109 203H110V200H109ZM136 203H137V205H136ZM178 203H180L182 206L178 207V205H179ZM105 204H107V201H105ZM111 204L109 206L113 208V206ZM140 204L142 206H139ZM116 205H117V203H116ZM72 207H73V209H70ZM115 208H117V207L114 206V209ZM210 208L213 209V211H211ZM74 210H75V212H74ZM209 210L212 212V214L210 213ZM109 211L111 212V210H109ZM169 211H170V213H169ZM178 211H180V210H178ZM0 212H1V214L3 213V214L7 215V213H5L4 210H2ZM146 212H150V213H147L148 215H146ZM65 213L66 214L70 213V215H66ZM151 213H153V214H151ZM112 215H114V213ZM59 216H61L60 219H59ZM16 218H17V220H16ZM71 219H73V221H71ZM47 221H48L49 225L47 224ZM123 221H124V223H123ZM209 221H211V222L216 221L218 223V225L216 224V222L214 224L212 223L214 226L212 224H209L210 225L209 230L213 229L212 231H209V234H210V232H214L215 229L216 230L218 229V234L213 233V237H212V235H211L212 233H211L210 234L211 240L209 241L210 238H208V240L205 242L204 238L202 239V237H204L203 234L206 233V227H207ZM225 221L227 222L228 225L226 224ZM51 222H53V225L50 227ZM132 222L133 221H131V226L133 224ZM119 223L121 225H119ZM114 224L116 226H114ZM165 225H167V226H165ZM256 225H258V226H256ZM121 226H123V227H121ZM160 226H161V229L165 232L169 228L167 223L164 225L161 224ZM77 227L79 230L76 229ZM119 228H120V231L118 230ZM252 228H254V229L257 228V229L254 230ZM221 229L224 231H222ZM71 230L73 231L72 233L69 232ZM254 231H256V232H254ZM67 232H69V233H67ZM74 232L76 234L74 236L75 237L77 236L76 238H78V239H81L82 237L84 238L82 240L77 239V241H80V242L82 241L81 242V243H83V244H81L82 247L78 246L76 249L71 251L67 257L62 258V259L57 258L52 253L50 254L51 247H52V245L54 246L53 243H55V241L57 243V241H59L60 239L65 240L66 238H70L71 234H73ZM80 235H82V236L80 237ZM31 237H33V238H31ZM189 237H190V239H189ZM58 238H60V239H58ZM99 239H103V240H100L101 241L100 242ZM240 239L243 242V244L239 241ZM257 239H258L257 241H259L260 236ZM222 240H224V239L222 238ZM116 241H117V243H116ZM184 241H187V240H184ZM238 242H239V245H241V246L238 245ZM255 244L257 246L256 247V252H257V250H259V243L255 242ZM26 245L28 246L27 248L31 247L32 249H34V246H36L34 250H37V247L39 246L40 248H38L37 251H40V250L43 251L44 255L41 257L40 255H37L36 253L34 254L33 253L34 250H31V249L28 250L27 248H25ZM173 245L176 246L177 248L173 247ZM225 247H226V249H225ZM199 251H201V253ZM219 252H220V254H219ZM8 253L12 255V256L10 255L9 258H8ZM31 253H33V255ZM101 253H104V255L102 254L103 255L102 256ZM204 253H206V255ZM45 254H46V256H45ZM18 255H20V256H18ZM203 256H205L206 258L202 259ZM102 258H103V260H101ZM41 259H44V260H41ZM225 260H230V259L227 258Z\"/></svg>", "mask_w": 264, "mask_h": 264}, {"label": "snow or ice", "instance_id": "6c2138e0", "mask_svg": "<svg viewBox=\"0 0 264 264\" xmlns=\"http://www.w3.org/2000/svg\"><path fill=\"white\" fill-rule=\"evenodd\" d=\"M5 7H10L5 5ZM35 7H41L40 5H35ZM169 8H178L185 7L180 5H168ZM261 7L264 8V0H262ZM249 248L247 257L236 260H217L214 264H264V216L261 217V227H260V239H259V258H256V244H255V235L250 234L249 237ZM0 264H21V262L14 259H5L0 261ZM97 264H105L104 261H98ZM128 264H143L140 261H129Z\"/></svg>", "mask_w": 264, "mask_h": 264}]
</instances>
